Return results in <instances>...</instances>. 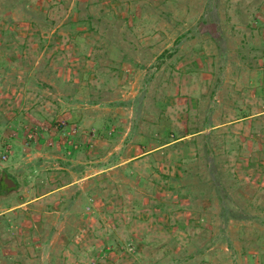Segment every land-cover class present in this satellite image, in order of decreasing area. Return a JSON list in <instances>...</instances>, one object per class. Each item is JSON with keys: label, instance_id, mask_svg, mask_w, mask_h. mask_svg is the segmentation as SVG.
I'll list each match as a JSON object with an SVG mask.
<instances>
[{"label": "rangeland", "instance_id": "1", "mask_svg": "<svg viewBox=\"0 0 264 264\" xmlns=\"http://www.w3.org/2000/svg\"><path fill=\"white\" fill-rule=\"evenodd\" d=\"M3 171L0 264H264V0H0Z\"/></svg>", "mask_w": 264, "mask_h": 264}, {"label": "crops", "instance_id": "2", "mask_svg": "<svg viewBox=\"0 0 264 264\" xmlns=\"http://www.w3.org/2000/svg\"><path fill=\"white\" fill-rule=\"evenodd\" d=\"M25 82H27V79H26ZM248 117H250V116H248ZM212 128H213V129H214V128H218V125H215V126H213V127H210L211 130H212ZM189 133H190V134H189ZM199 133H200V132L187 131L183 136H181V137H176L174 140H172L171 143H176V142L184 141V140H186V137H187V136L192 137V136H194V135H198ZM171 143H170V144H171ZM162 146H163V145L161 144V145L155 147V148L152 149V150H149V151L143 152L142 154H139L138 156L130 157L129 159H127L126 162H130V161H132V160H134V159H137V158H140V157L144 156L145 154H149L150 152H154V151L160 149ZM62 187H64V184H63V186H62V185H61V186H56L54 189L47 190V191H45V192H43V193H41V194H39L38 196H35V197H33V198L30 197L29 200H25V201L21 202V203L18 204V205L12 206V207L8 208L5 212H7L10 216H13V217L15 216V214H21L22 217H21V220H20L19 223H20V224H23V223L25 222L24 219H25L27 216H28V217H29V216L35 217V215L38 214V213H34V212H38V211H36V207H35L34 203H37L38 200H41V199H43V198H45V197H47V196H49V195H51V194H54L55 192L59 191V189L62 188ZM61 199H63V198H61ZM19 208H20V209H19ZM39 213H40V212H39ZM23 216H25V217H23ZM16 226H17V225H16ZM34 228H35V227H34V224H33V225L31 224V225H30V229H33V230H34ZM22 239L25 240L26 238H22ZM27 239L29 240V242H32V241L36 240V239H34V235H33L32 237H28Z\"/></svg>", "mask_w": 264, "mask_h": 264}, {"label": "trees", "instance_id": "3", "mask_svg": "<svg viewBox=\"0 0 264 264\" xmlns=\"http://www.w3.org/2000/svg\"><path fill=\"white\" fill-rule=\"evenodd\" d=\"M209 9L207 8V9H205V13L208 11ZM180 41V38H177L176 39V41H175V45L176 44H178V42ZM167 53V51H165L164 52V54H166ZM168 56H170V54H168ZM195 132H200V130H198V131H195ZM190 134V133H189ZM206 137V136H205ZM175 139V138H174ZM173 139V140H174ZM4 175H7V177L8 178H10L14 183H15V187H14V189H18V188H20V182L19 181H17L15 178H11V176L10 175H8L7 173H6V171H3V176ZM13 189V188H12ZM9 190H11V189H5V184L3 183V177H2V179H1V181H0V199L2 198V197H4L7 193H8V191ZM158 249H160V246H158L157 247ZM115 247L114 246H111V247H108V246H104L98 253H96L95 254V256L93 257V259L95 260V259H98L100 256H102L103 254H107V255H111V254H113L114 252H115ZM139 258H142V256H143V254L141 253H139L138 255H137ZM114 264H118L117 263V261L116 260H114Z\"/></svg>", "mask_w": 264, "mask_h": 264}, {"label": "water", "instance_id": "4", "mask_svg": "<svg viewBox=\"0 0 264 264\" xmlns=\"http://www.w3.org/2000/svg\"><path fill=\"white\" fill-rule=\"evenodd\" d=\"M3 183L5 184V189H12L15 187V183L7 177V175L3 176Z\"/></svg>", "mask_w": 264, "mask_h": 264}, {"label": "built area", "instance_id": "5", "mask_svg": "<svg viewBox=\"0 0 264 264\" xmlns=\"http://www.w3.org/2000/svg\"><path fill=\"white\" fill-rule=\"evenodd\" d=\"M8 151H9L8 148L4 150V153H6V154H2V155H1V159H2V160H4V159L7 157V155H8L7 152H8Z\"/></svg>", "mask_w": 264, "mask_h": 264}]
</instances>
